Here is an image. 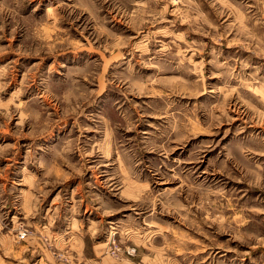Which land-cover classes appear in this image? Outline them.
<instances>
[{
  "label": "rangeland",
  "instance_id": "1",
  "mask_svg": "<svg viewBox=\"0 0 264 264\" xmlns=\"http://www.w3.org/2000/svg\"><path fill=\"white\" fill-rule=\"evenodd\" d=\"M0 264H264V0H0Z\"/></svg>",
  "mask_w": 264,
  "mask_h": 264
}]
</instances>
